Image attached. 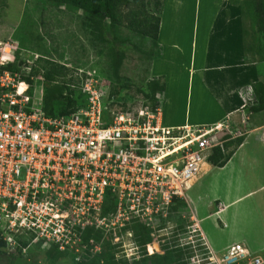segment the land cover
<instances>
[{
  "label": "built area",
  "instance_id": "built-area-1",
  "mask_svg": "<svg viewBox=\"0 0 264 264\" xmlns=\"http://www.w3.org/2000/svg\"><path fill=\"white\" fill-rule=\"evenodd\" d=\"M17 49L15 41L0 39V248L23 253L30 239L63 251L72 223H99L96 228L106 232L142 223L161 247L165 223L186 218L174 208L186 203L202 165L210 164L215 147L224 152L215 142L223 127L164 125L160 94L156 106L143 100L138 109H108L92 78L81 87L83 106L49 117L44 77H31L39 82L34 87L10 67ZM126 234L136 250L134 232ZM199 236L201 241L180 239L176 246L195 253L192 264L200 256L204 264H264L242 245L216 256L203 249L207 242Z\"/></svg>",
  "mask_w": 264,
  "mask_h": 264
},
{
  "label": "rangeland",
  "instance_id": "rangeland-1",
  "mask_svg": "<svg viewBox=\"0 0 264 264\" xmlns=\"http://www.w3.org/2000/svg\"><path fill=\"white\" fill-rule=\"evenodd\" d=\"M122 1L123 6L117 19L116 28L111 30L112 36L118 41L117 47L119 51L125 54L122 67H120L116 76L111 63L113 46L115 47L112 36H110L109 41L105 38L94 39L85 25L87 22L84 20L85 14L82 10L59 5L51 0H0V39L13 40L18 46L15 53V62L12 64L14 65L13 69L21 72L27 79H31V77L37 79L40 75L44 76L47 72L46 68L49 69L50 65L57 67L61 71V74H58L53 81L47 82L45 79L41 86L44 90L43 100L48 87H51L50 89L52 87L54 89L63 87V95L68 94L71 89L73 96L78 97V94L81 93L82 84L87 78H92L107 100L108 109H121L122 105L118 101L119 99L125 101L126 107L138 109L143 103V90H145L146 84L151 81L150 70L154 61L158 62V67H165L170 71L174 67L179 69V67L189 66L191 56H194L193 61H196V66H198L204 62L202 54L205 48L202 50L200 44L203 41L205 42L215 21L220 23L222 19L230 18L231 16L242 18L240 8L230 6L229 0H162L165 3V13H163L165 19L164 37L168 39L166 47L169 45L170 49L167 48L166 53L162 55L163 49L158 43L161 49V57L150 61L148 57H145V51L151 44L148 40L141 41L140 36L134 32L130 24L132 14L137 8L134 6L133 0ZM182 3L185 4L187 9L186 16L190 21H181V16H183ZM137 10L140 11L139 19H142L147 12L157 16L153 4L145 9L140 8ZM246 27L249 28V22L246 23ZM183 28L184 31L181 30ZM231 30L232 28H230L229 32ZM192 33H197V41ZM226 34L229 36V33ZM223 36L226 39V35L223 34ZM173 37L181 39L186 54L175 55L171 52L173 51L171 45L175 42L172 39ZM190 38L195 42L192 47L190 46ZM247 42L250 45L253 43L251 35L247 36ZM178 43L180 44V42ZM138 47L139 49H137ZM225 50L226 48L220 45V54L222 56V52H225ZM244 57L247 63L253 64L251 68L257 69V82H261L264 85L263 56L257 55L256 51L252 50L248 54H244ZM217 59L219 57L216 53L214 55L211 53L206 65L213 64ZM33 69L38 70L39 74H33ZM34 80H31L32 85L37 87L39 82ZM36 98H40L38 93ZM252 99H254L253 96H251ZM61 102L66 103L65 100ZM253 114L251 110L248 111L247 117H250L251 120L249 121V127H254L258 120H253ZM184 116L185 111L183 112ZM259 124L264 126L263 114L260 116ZM216 133L215 142L219 143L234 137L233 140L229 141L234 142V145L224 150L226 154L234 153L238 148L236 141L244 138V136H241L244 132H234L232 135L225 130L224 132ZM248 134L250 135V133ZM209 169L208 165L202 166L203 172H207ZM224 175H226L227 179L222 181V184H219V192L226 194L227 187L232 188L237 196L254 191L251 195L242 199L241 203L235 207V209L241 211L243 223L228 224L231 227L234 226L238 234L249 241L250 254L252 255L250 257H261L264 260V188L261 189L264 186V128L260 132L249 136L244 150L225 169ZM189 193L191 194V192L187 193L186 203L194 210L193 207L196 206V203L191 199ZM186 216L187 218H181L179 221L173 220L174 223H165V232L158 234L162 237L160 240L165 241H161V247L158 246L156 241H153V229L149 228L152 242L146 247L147 255H153L154 253L162 255L165 251L176 247L180 239H184L183 243L201 241L199 233L203 235V232L199 223L193 222L188 218V213H186ZM72 224L74 225L68 228L71 232L64 233L65 237L62 245H64L65 250L58 249L62 257L56 264H80L84 260L88 261L96 254L106 250L107 242L111 244V247H114L113 252H115L116 259L124 262L123 264H150L145 262L142 249H140L138 244V248L132 250L131 238L126 234L129 228H132L137 223H132L131 226H126L122 229L117 226L116 229H111L109 232H106L105 229H102V231L100 228L97 229L95 225H99V223ZM194 225L198 229L196 232L192 229ZM83 227H92L98 231L100 230V239H91L88 243L82 242L84 236ZM202 227L210 241H213L212 246L217 251L214 252L208 244L203 249L211 250L216 256L227 254L231 247L225 252L219 251L221 250L220 246L223 244L220 241L223 233L218 230V228L225 229L226 227L221 223H210L209 221L202 223ZM115 233L117 234L116 237ZM25 243L29 246L26 248V252H23L27 259L37 257L36 262L38 264H47L45 251L50 246H45L43 243L32 244L30 239L26 240ZM8 252L17 253L15 251ZM185 252L191 257L192 255L195 256V253L193 254L191 251ZM206 253L208 256L210 255V252ZM191 257L186 260V264H192ZM199 260V264L206 262L204 257L202 258L201 256ZM248 262L249 259L242 264H247Z\"/></svg>",
  "mask_w": 264,
  "mask_h": 264
},
{
  "label": "crops",
  "instance_id": "crops-1",
  "mask_svg": "<svg viewBox=\"0 0 264 264\" xmlns=\"http://www.w3.org/2000/svg\"><path fill=\"white\" fill-rule=\"evenodd\" d=\"M229 2L230 6L238 8L231 5V0ZM182 11L181 21H190L186 16L187 9L184 3H182ZM163 13H165V3ZM163 13L158 36V43L163 49L162 55L166 53L167 48L170 49L169 45L166 47L168 39L164 37L165 19ZM230 28H232L231 32H229ZM181 30L184 31V28ZM226 33H229V36ZM192 34L197 41V33ZM223 34L226 35V39ZM172 39L175 42L171 45V48H173L171 52L175 55L186 54L181 39L176 37ZM194 43L191 39L190 46H194ZM200 45L202 50L205 48L202 54L204 56L202 64L196 66V61H193L194 56H191L189 66L179 67V69L174 67L175 69L169 71L165 67H158V62L154 61L150 70V80L157 79L165 84V93L161 95L164 125L175 128L222 126L224 129L222 132L226 130L232 135L234 132H244L241 134V136H244L242 144L238 146L231 160L223 168L207 164L210 169L207 172H201L198 182L189 191L196 206L193 207V210L186 203L187 212L185 214L188 213V218L199 223L205 241L214 252L217 250L212 246L213 241H210L202 227V223L208 221L210 223H221L226 227L225 229L218 228L223 233L220 240L223 243L220 246V252H225L235 245H242L251 253L249 241L241 237L236 228L231 227L228 223H243L242 213L235 207L254 191L237 196L232 188L227 187L226 194H224L219 192V184L227 179L224 175L225 169L244 150L249 136L260 132L264 128L259 124L260 116L264 115V112L252 115L253 120L258 119L254 127H249V121L251 120L250 117H247L248 111L255 105L253 84L257 82L258 71L251 68L253 64L247 63L244 57L242 19L239 17L231 16L222 19L220 23L215 21L205 42L203 41ZM220 45L226 48L225 52H222L223 56L220 54ZM211 53L213 55L216 53L219 59L213 64L206 65ZM220 56L222 57L220 58ZM250 92L252 93L250 94ZM251 96L254 99L251 100ZM184 111L185 116L183 117ZM233 139L234 137H231L221 142H229ZM240 158L242 159V157ZM197 185L199 186L196 188Z\"/></svg>",
  "mask_w": 264,
  "mask_h": 264
},
{
  "label": "trees",
  "instance_id": "trees-1",
  "mask_svg": "<svg viewBox=\"0 0 264 264\" xmlns=\"http://www.w3.org/2000/svg\"><path fill=\"white\" fill-rule=\"evenodd\" d=\"M59 5H66L79 9L84 12V20L87 22L86 27L90 32V35L94 39H106L109 41L111 30L116 28L117 19L119 13H121V7L123 6L122 0H51ZM134 6L137 9H145L149 5H154L157 16L147 12L142 19H139L140 11L136 9L132 18L130 19L131 27L134 32L137 33L141 41L148 40L151 46L145 51V57H148L150 61H154L161 57V49L158 44V36L161 25V16L163 13L164 2L162 0H133ZM231 5L240 8L242 16V31H243V50L245 55L250 51H256L257 55L263 56L264 59V0H231ZM249 22V28L246 27V23ZM252 36L253 43L250 45L247 42V36ZM112 41L115 43L113 46L112 54V67L115 70L116 76L120 67H122L125 54L119 51L117 44L118 41L112 36ZM155 48V49H153ZM139 49V47L137 48ZM156 51V52H154ZM46 68L44 79L47 82L53 81V79L61 74V71L57 67L50 65ZM10 67H14L11 65ZM33 74H39V71L33 69ZM30 80V78H28ZM31 81V80H30ZM51 88V87H50ZM48 87L47 93L43 100V110L49 117L67 116L76 111L80 106L84 105L85 98L83 97L82 90L78 97L73 96V92L69 91L68 94L63 95V87H57L50 89ZM255 94V105L250 109L252 113H259L264 111V85L261 82H257L253 85ZM144 101L150 102L152 106L158 104L157 95H163L165 93V84L157 79H153L145 86ZM119 99V98H118ZM117 99V100H118ZM66 101L62 103L61 101ZM123 110H129L130 107H126L125 101L118 100ZM124 104V105H123ZM226 141V140H225ZM223 142L224 150L229 149L234 145V142ZM243 139L236 141L238 146L242 144ZM232 153L226 154L220 147H215L213 155L209 158V163L214 167L223 168L232 158ZM186 204L180 202L179 206L174 208L175 211L185 213ZM134 232L136 243L142 249L145 262L150 264H186V260L189 258V254L179 247H174L165 251L164 254L147 255L146 247L152 242L151 230L145 224L137 223L130 228ZM82 242L88 243L91 239H100L101 231L92 227L85 228ZM25 245H27L25 243ZM2 246V245H1ZM59 247L52 245L45 252V258L47 264H56V262L62 257V254L58 252ZM114 247L107 242L106 250L93 256L88 261H82L80 264H123L116 259ZM184 251V252H183ZM65 256V255H64ZM63 256V257H64ZM33 260V261H32ZM37 257L34 259H27L23 253L19 252L12 254L4 249V246L0 248V264H38L36 262Z\"/></svg>",
  "mask_w": 264,
  "mask_h": 264
},
{
  "label": "bare ground",
  "instance_id": "bare-ground-1",
  "mask_svg": "<svg viewBox=\"0 0 264 264\" xmlns=\"http://www.w3.org/2000/svg\"><path fill=\"white\" fill-rule=\"evenodd\" d=\"M24 88H25V86L24 85H22L21 86V90H24ZM205 165H207V164H204V165H202V166H205ZM201 171L203 172V170L201 169Z\"/></svg>",
  "mask_w": 264,
  "mask_h": 264
}]
</instances>
